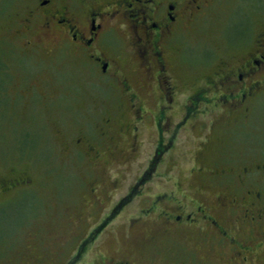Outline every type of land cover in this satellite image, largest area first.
<instances>
[{"label":"flooded vegetation","instance_id":"flooded-vegetation-1","mask_svg":"<svg viewBox=\"0 0 264 264\" xmlns=\"http://www.w3.org/2000/svg\"><path fill=\"white\" fill-rule=\"evenodd\" d=\"M233 1L240 13L215 19ZM204 21L219 26L218 43L197 59L186 52L188 33ZM23 25L34 33L27 47L45 40L48 53L64 50L101 87L93 106L101 118L74 141L73 155L99 166L122 117L136 156L149 121L155 167L187 157L185 181L196 173L209 184L193 191L174 175L175 186L142 210L149 220H127L149 223L155 248L104 253L107 224L141 197L140 178L58 264H264V0H29ZM22 178L1 180L0 190L29 188Z\"/></svg>","mask_w":264,"mask_h":264},{"label":"rangeland","instance_id":"rangeland-1","mask_svg":"<svg viewBox=\"0 0 264 264\" xmlns=\"http://www.w3.org/2000/svg\"><path fill=\"white\" fill-rule=\"evenodd\" d=\"M28 4L29 0H0V181L16 176L31 180L29 188L12 194L0 190V264H54L56 255L57 264L60 257L66 261L86 233L94 231L97 220L108 219L129 186L145 176L141 197L117 210L101 242L104 253L111 254L155 248L151 225L130 226L127 220H149L142 210L154 194L175 186L176 174L193 191L208 182L201 183L196 173L185 181L192 165L187 157L169 158L155 167L149 121L143 124L136 156L129 146L130 134H123L131 125L122 117L117 127L122 132L110 142L111 155L99 166L88 157L73 155L71 145L82 135H90L101 115L93 110L99 106L96 95L101 87L98 82L93 85L64 50L48 53L52 45L45 40L27 47V41L34 40L33 32L23 30ZM229 8L215 19L240 13L234 1ZM209 22L189 29L186 52L193 58L205 56V49L216 51L219 26ZM90 188L95 189L97 200L90 197L94 204L88 203ZM132 238V243L126 241ZM161 240L160 244L166 241ZM70 241L75 242L65 250Z\"/></svg>","mask_w":264,"mask_h":264},{"label":"trees","instance_id":"trees-1","mask_svg":"<svg viewBox=\"0 0 264 264\" xmlns=\"http://www.w3.org/2000/svg\"><path fill=\"white\" fill-rule=\"evenodd\" d=\"M21 178H22V176H21ZM23 179V182H25V179H27V178H22ZM2 180V179H1ZM27 180H30V179H27ZM31 181V180H30ZM20 186H22V185H20ZM88 201H90V199L88 200Z\"/></svg>","mask_w":264,"mask_h":264}]
</instances>
